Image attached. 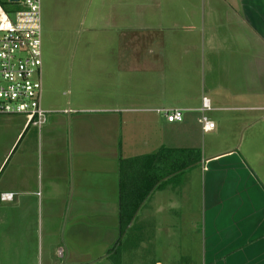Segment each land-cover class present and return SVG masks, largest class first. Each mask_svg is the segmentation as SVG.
<instances>
[{
    "label": "crops",
    "instance_id": "crops-1",
    "mask_svg": "<svg viewBox=\"0 0 264 264\" xmlns=\"http://www.w3.org/2000/svg\"><path fill=\"white\" fill-rule=\"evenodd\" d=\"M135 1L41 0L45 120L0 142V264H264V0ZM162 146L201 160L112 251L118 160Z\"/></svg>",
    "mask_w": 264,
    "mask_h": 264
},
{
    "label": "built area",
    "instance_id": "built-area-1",
    "mask_svg": "<svg viewBox=\"0 0 264 264\" xmlns=\"http://www.w3.org/2000/svg\"><path fill=\"white\" fill-rule=\"evenodd\" d=\"M5 1L0 0V114L23 115L26 124L40 127L45 120L41 106V0ZM159 111L168 122L183 119L179 108ZM200 122L204 130L214 126L206 116Z\"/></svg>",
    "mask_w": 264,
    "mask_h": 264
},
{
    "label": "trees",
    "instance_id": "trees-1",
    "mask_svg": "<svg viewBox=\"0 0 264 264\" xmlns=\"http://www.w3.org/2000/svg\"><path fill=\"white\" fill-rule=\"evenodd\" d=\"M200 160L201 152L197 148L164 146L152 153L119 158V238L112 251L117 249L137 210L150 194L170 182H178L182 173L199 164Z\"/></svg>",
    "mask_w": 264,
    "mask_h": 264
},
{
    "label": "rangeland",
    "instance_id": "rangeland-1",
    "mask_svg": "<svg viewBox=\"0 0 264 264\" xmlns=\"http://www.w3.org/2000/svg\"><path fill=\"white\" fill-rule=\"evenodd\" d=\"M1 1L5 2V0H1ZM127 2H128V9H130V7L134 8L136 2L135 0H127ZM12 7L16 8L18 7V4H13ZM42 52H43V47H42ZM65 90H67V88ZM24 120L25 119L23 115L17 116V115L0 114V142H3L4 140L7 141V139L10 138L12 132L16 130V128L18 127V124H22Z\"/></svg>",
    "mask_w": 264,
    "mask_h": 264
},
{
    "label": "water",
    "instance_id": "water-1",
    "mask_svg": "<svg viewBox=\"0 0 264 264\" xmlns=\"http://www.w3.org/2000/svg\"><path fill=\"white\" fill-rule=\"evenodd\" d=\"M10 2H18L19 0H9Z\"/></svg>",
    "mask_w": 264,
    "mask_h": 264
}]
</instances>
